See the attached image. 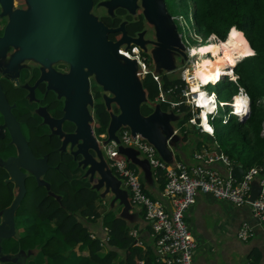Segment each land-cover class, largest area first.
I'll return each instance as SVG.
<instances>
[{"label": "water", "instance_id": "obj_1", "mask_svg": "<svg viewBox=\"0 0 264 264\" xmlns=\"http://www.w3.org/2000/svg\"><path fill=\"white\" fill-rule=\"evenodd\" d=\"M63 6L68 8L69 12H74V16L76 17V26L72 28L71 39L65 44L63 50L68 55V59L72 62L73 66L68 79L80 77L81 80L80 90L73 93L74 98H72V102L68 104L66 102L64 107L65 114L62 120L66 119L72 122L75 130L71 134L60 132V137L63 140L62 148L68 145L69 151L75 157L81 156L77 167L85 170L84 177H88L90 182L96 181L95 184L90 186L92 190L98 191L104 187L102 196L106 193H112L116 199L124 203V208L116 218L130 223V220L133 221V218L129 214L131 208V205L128 203V198H130L129 191L122 188V180L113 174L104 156V146L108 145L111 141L117 144V155L125 156L127 163L130 162L140 168L143 174V187L148 186L149 190L155 192L158 196L157 199L164 204H166L167 200L162 191L156 187L152 166L149 164L147 158L143 157L135 147L125 146L120 143L117 133L121 128L129 130L133 137L138 136L151 144L157 156L169 166H175L174 152L182 156L181 162L189 167L198 164L203 165V163L194 158L191 159L189 156L190 152L195 148V137L189 136V134L182 135L176 130L175 124L183 120L184 113L176 114L170 107L163 110L161 102H149L146 90L142 85V80L138 77L140 69L137 60L121 54L119 47L120 45H125L124 52L129 51L132 46L138 47L143 52L148 51L152 58L153 66H155L156 75H159L163 71L170 78L179 77L176 72L177 68L182 69L187 65L193 73L194 65L189 60V53L180 38L172 15L169 14L166 8L165 0L101 1V6L107 9L108 16L111 18L114 17V10L117 8L124 9L135 17L138 12L141 13L142 11L141 14L144 20L149 25L154 26L155 39L153 40L143 39L145 30L139 33L136 38H132L126 33L125 23H121L117 28H109L103 21L93 18L90 14L92 0H66ZM14 26L13 22H9L5 28L4 35L0 40V52H5L8 45L12 43L15 32ZM110 32H121L122 36L117 41H111L108 39ZM92 34L95 35V38H93ZM148 44L152 45L150 50L146 48ZM82 65L88 66L89 74L88 72H82ZM88 75H93L97 84L102 87V99L110 115L106 128L107 136L101 142L98 141L94 132V116L91 112L93 100L90 92H88ZM161 89L164 90L162 85ZM88 103L89 105H87ZM144 103L152 107V111L148 115L141 113L140 108ZM4 104H6V100L0 91V109L3 111L4 116L10 120ZM112 104L117 108L118 113L112 111ZM225 104H223L224 107ZM239 107L242 111H246V108ZM234 115L240 116V114ZM245 118L244 116L242 120ZM10 123L13 125L12 121ZM8 125L10 126V124ZM195 129L198 131L197 127ZM10 130L11 140L20 150V154L17 157H9L5 161H0V164L9 170L11 181L13 180V176H18L20 185H18V194L11 205L0 212V216H2L0 222V261H12L22 264L26 260L25 258L29 256L30 250L27 253L24 250H20L19 253L14 255L4 254L2 252L1 241L7 239L15 232L14 212L25 192L24 174L16 169V162L23 163L25 157L28 156L31 162H33V166H36L40 160L33 156L19 129V137L12 130L11 126ZM53 132L58 133L57 130H53ZM1 136L2 134L0 133ZM90 151H93L94 154ZM41 161L44 162V159ZM31 170L34 173L33 167H31ZM41 171H36L37 174L35 176L38 183L45 184L40 178L43 174V172L39 174ZM95 172L99 175L96 180H94ZM243 172L244 168L241 164L232 163L231 170L229 171L230 176L240 179ZM46 187L49 188L48 184ZM260 191L261 186L259 182L254 180L251 184L249 200H254ZM18 258H21V261Z\"/></svg>", "mask_w": 264, "mask_h": 264}, {"label": "trees", "instance_id": "obj_2", "mask_svg": "<svg viewBox=\"0 0 264 264\" xmlns=\"http://www.w3.org/2000/svg\"><path fill=\"white\" fill-rule=\"evenodd\" d=\"M189 1L196 33L204 38L215 34L220 39L207 44L216 46L213 51H217L230 68L242 59L233 68L236 79L227 81L223 91L229 98L226 101L236 98V101L246 103L247 99L250 104V112L242 121L231 119L225 124L215 118L213 127L217 143L228 156L231 164H241L244 169L262 165L264 163V0ZM119 12L124 13V9H119ZM113 19L110 20V25H116L119 21V19ZM223 66L224 69H227L225 63ZM161 81L164 90L170 87L177 89L173 99L179 101L178 89L179 86L184 85V82L177 77L169 78L164 74H161ZM142 85L146 90L149 102L155 101L160 94V89L150 73L144 76ZM169 106V103L161 102L163 110L168 109ZM177 108L176 111L184 113L181 123H188L192 116L190 107L181 103L177 105ZM140 109L143 115H148L152 111L151 105L147 103L142 104ZM95 114L98 130L102 131L110 119L104 103L95 106ZM216 121H219L220 124L217 130L215 129ZM71 123L67 125L70 126ZM29 128L32 131L30 145L35 149V152L46 151L48 154L44 157L46 165L43 172L44 179L41 178L45 184L38 183L36 177L30 176L31 187L24 185L26 191L18 204L19 211L25 209L24 201L28 196L29 205H32L35 212L32 221L25 219L26 235L18 240L22 250L38 246L43 254L53 257L57 253V246L74 247L79 245L88 250V259L97 264H160L155 251L154 253L151 250L143 252L141 248L134 245V239L130 236L125 221L113 215L105 220L109 231L107 233L109 238L105 243H101L96 236L94 238L90 236L91 232L84 224L85 221H94L100 217L94 204L97 197L96 191L86 184L75 182L71 174V169L78 166L81 156L75 157L70 151L65 150L66 147L62 148L63 140L60 137V131L54 133L51 127V134L47 138L43 136L38 125L31 124ZM73 132L63 133L71 134ZM3 143L0 138V146H3ZM12 145H15L12 140L6 144L8 147ZM8 150L10 149L8 148ZM116 157L120 158L121 156ZM7 176V173L0 172V209L6 207L13 197L12 181L3 182ZM158 177L162 191L165 184L163 171H158ZM47 184L49 188L46 187ZM144 190L149 194L145 188ZM21 212H28V210L25 209ZM41 226L44 227L43 230H41ZM45 230L50 232L46 240L41 236ZM39 238L42 239L40 242ZM259 259L257 252L255 261L257 262ZM4 264H17V262L5 261Z\"/></svg>", "mask_w": 264, "mask_h": 264}, {"label": "flooded vegetation", "instance_id": "obj_3", "mask_svg": "<svg viewBox=\"0 0 264 264\" xmlns=\"http://www.w3.org/2000/svg\"><path fill=\"white\" fill-rule=\"evenodd\" d=\"M101 1L92 0L90 14L93 18L103 21L109 28H117L121 23H125L126 33L132 38H136L145 30L148 33H144L143 39H155L152 35L154 32L152 29L149 30L140 12L135 17L126 10L120 13L121 8H117L118 10H114L113 18L119 21L116 25H110L112 18L108 17L107 9L101 6ZM65 3L66 0H0V40L9 22L15 25L12 43L8 45L5 52H0V91L6 100L4 107L10 117L8 120L0 109V133L2 134L0 138L4 142L3 146H0V161H5L9 157H17L20 154L17 146H6L12 139L10 126L18 137L20 134L23 136L33 156L40 161L48 152L37 153L30 145L32 131L29 126L31 124L38 125L43 136L47 138L51 134V126L53 130L64 133H70L75 129L73 123L62 120L65 114V104L72 102L73 93L80 90L81 80L80 77L68 79L73 66L63 50L65 44L71 39L72 28L76 26V17L74 12H69L68 8L63 6ZM92 35L95 38V35ZM121 36V32H110L108 39L117 41ZM184 45L187 47L186 44ZM119 49L123 54L125 45H120ZM81 69L83 73H90L88 66L82 65ZM87 87L93 100L91 112L94 116L96 134L98 121L95 106L104 103L102 87L97 84L93 75L87 76ZM112 111L118 113L114 104H112ZM68 123L72 126L67 125ZM98 141H102L100 136ZM5 147L10 150L4 149ZM65 150L69 152L68 145ZM90 152L93 153V151ZM43 163L46 166L45 162ZM31 167H33V162L28 156L25 157L23 163L16 162V169L24 174V185L27 187H31V184L29 185L32 182L30 176H34ZM37 168L40 171L41 168ZM76 168L78 167L71 169L72 176ZM0 172L8 174L3 182L10 180V172L4 165L0 164ZM40 178L44 179L43 174ZM18 185H20L18 176H13L12 200L0 211L11 205L15 197V187L18 188ZM18 211L19 209L14 215L15 221ZM1 246L4 254H13L14 248L7 250L8 247L5 243L3 246L2 241ZM42 254L43 252L40 251V255Z\"/></svg>", "mask_w": 264, "mask_h": 264}, {"label": "built area", "instance_id": "obj_4", "mask_svg": "<svg viewBox=\"0 0 264 264\" xmlns=\"http://www.w3.org/2000/svg\"><path fill=\"white\" fill-rule=\"evenodd\" d=\"M187 34L190 38L196 39L198 44H201L202 41L218 40L214 34H211L204 40L194 30L189 31ZM180 36L183 43L187 45V40H184V34ZM192 47L187 46V50L189 51V59L193 62L196 56H191L190 49ZM139 51L137 47L132 46L126 53L129 57L137 60L140 71L144 75H147L150 71L145 65L144 58L140 55ZM193 63L194 65L196 64L195 62ZM228 70L230 69L227 68ZM151 75L157 81L160 89V94L155 101L167 102L165 92L167 94H174L177 89L170 87L162 90L161 77L154 73ZM193 75L194 73L189 70L181 72L179 78L181 77L184 81V85L179 86L178 89L180 100L178 102H170L171 104H169L171 107H176L181 103L189 106L192 115L188 120L189 123L197 127L198 132L205 133L202 126V114L207 111V105L204 104V97H207V100L213 103L211 105L212 110L208 111L207 114V124L211 131L209 132V136H213V128L209 122L218 117L217 107L221 106L224 109V103L217 101L216 95L213 92L203 89V87H206V84L199 85L198 89L194 90L192 87ZM225 76L227 79L232 80L236 78L232 71L229 74L222 72L220 80L225 79ZM215 83L212 82V84ZM232 102H228L230 110L224 114L227 120L230 115L235 114ZM240 106L245 108L242 104ZM245 112L242 111L243 114ZM241 116L243 115H240L239 118ZM117 134L122 145L135 147L143 157L147 158L152 168L163 171L165 184L162 193L166 197V204L147 194L138 171L130 167L124 158L116 157L117 144L114 141L104 146V153L107 155L111 167L129 191L131 203L140 207L144 219L150 223L151 234L155 240V254L160 264H194L193 258L197 243L186 222V213L195 204L198 193L210 195L217 200L228 202L234 206L249 205L251 214L256 222L264 223V163L244 169L240 179H236L229 174L232 164L228 156L219 147L217 141H212L214 145L210 146L211 141L209 140V147L213 148V154L207 150H202L198 153L194 152L193 155V158L202 162L203 165L198 164L189 167L182 162H177L172 167L157 156L151 144L138 136L133 137L129 130L120 129ZM216 162L221 163L226 168V174L220 173L211 166ZM254 180L259 182L261 191L254 200L250 201L251 184ZM251 234L250 226L245 222L242 223L237 232L238 238L246 240ZM131 235L136 239V244L141 245V241L138 240L137 231H131Z\"/></svg>", "mask_w": 264, "mask_h": 264}, {"label": "crops", "instance_id": "obj_5", "mask_svg": "<svg viewBox=\"0 0 264 264\" xmlns=\"http://www.w3.org/2000/svg\"><path fill=\"white\" fill-rule=\"evenodd\" d=\"M185 124H188L190 127H192L193 131H197L195 127L189 122H178L175 124L177 132L185 135ZM98 128L99 127H97L96 130L97 135L95 134L96 138L99 139L100 136L102 140L105 139L107 136V126L104 127V130L102 131L98 130ZM198 133L206 136L208 139L205 140V137H202L201 139L198 137L195 139V148L190 152L189 155L191 159L193 158L194 152H201V150H199V146L206 145L208 148H210V137H208L205 133ZM204 150H207L211 153L214 152L213 149ZM173 154L174 162H181L182 156L176 154L175 152ZM104 156L113 174L116 175L105 153ZM117 156H121L120 158H124L126 160L125 156L123 155L118 154ZM128 165L138 171L142 184H144L143 174L140 168L130 162ZM211 166L222 174L227 173L226 168L219 162H216ZM152 170L156 180V187L158 190H161L158 182L159 170H155L154 168H152ZM84 173L85 170L76 168L73 172V179L75 182L86 184L88 186L95 184L96 181L90 182L88 177H84ZM98 177V173L95 172L94 180H96ZM121 186L122 188L127 189L123 182ZM145 188L153 198H158L157 194L153 191H150L148 186H145ZM103 192L104 187L96 191L97 197L94 201L96 211L99 213L100 218L94 221L87 220L84 223L91 232L90 236H93L92 238L95 236L98 237L101 243H105L109 238L107 234L109 231L107 225L105 224V220H108L111 215L117 217L124 208V203L121 202V200L116 199L112 193H106L104 196H102L101 194ZM128 203L131 205L129 214L132 216L131 218H133V221L130 220V223H126V221H124L130 236H132L131 231L136 230L138 233V240L141 241V245H137L136 239L132 236L134 239V245L141 248L143 252L151 250L152 253H154L155 240L151 234L150 223L144 219L140 207L131 203L130 198H128ZM186 222L197 243V248L193 258L194 264H264V223L256 222L251 214L249 205L234 206L228 202L217 200L210 195L198 193L195 204L191 206L186 213ZM244 222L250 226L252 232V235L246 241L239 239L237 236L238 228ZM50 224L53 223L50 222ZM56 248V255L50 257V260L47 263H44V261L41 260L38 246L34 248H28L27 251L30 250L29 255L33 256L29 258V263L26 262V259L22 262V264L69 263L70 252L67 250V248L63 246H57ZM81 248L82 247L79 245L73 247L75 251L74 264H97L93 260L88 259V250L82 256L80 254ZM119 252L124 253L123 251ZM257 252L259 253L260 259L256 262L255 260L257 259Z\"/></svg>", "mask_w": 264, "mask_h": 264}, {"label": "rangeland", "instance_id": "obj_6", "mask_svg": "<svg viewBox=\"0 0 264 264\" xmlns=\"http://www.w3.org/2000/svg\"><path fill=\"white\" fill-rule=\"evenodd\" d=\"M165 5H166V8L168 9L169 14L172 15V19L174 21V24L177 26V30L180 31L182 34H184V40H187V46L197 45L198 44L197 40L190 38L188 36V34H187L189 32L190 28H192V21L190 19L191 12H192V8H191L190 1L189 0H165ZM141 13H142V11H141ZM179 15H182V19L180 20L181 25L179 24V21L177 20V16H179ZM144 22L146 23V25H148L149 30L152 29V31L154 32V33H152V35L155 37V29H154V26L153 25H149L145 20H144ZM147 33L148 32H146L145 34H147ZM217 41L218 40H216V42ZM204 43H205L204 41L201 42V44H204ZM215 47L216 46H214V44H209V45H205L203 48H205L210 53L211 51L214 50ZM146 48H147V50H150L152 48V45L150 46V44H148V45H146ZM196 50L199 53V47L196 48ZM196 50H193L192 51V53L194 55L197 54ZM167 51H170V50H167ZM170 52H172V51H170ZM139 53L144 58V63L147 66V68L149 69L150 74H152V73L155 74V66H153V61H152V58L149 55L148 51L147 52H143L141 50V51H139ZM141 53H144V54L142 55ZM174 53H176V52H174ZM212 56L213 55L209 54L206 58H212ZM202 57H204V56L201 55V60H203ZM213 57H215V59H211L212 61L208 59L209 62H212L213 64H211V65L209 64L210 66H208L207 69H206L207 74L203 78L206 81L208 80L209 82L211 81L212 78L214 79V78H216L218 76H221L222 75V70H227L226 68L224 69V66L219 61L218 55H216V53H214V56ZM198 58H199V55H197L196 57H194L193 62L197 63L199 61ZM204 60L207 61V59H204ZM214 63H218V64L215 65ZM236 63L234 64L233 67H235ZM213 65H215V67L212 68ZM185 67H187V68H185ZM185 67H183L182 69L181 68H177L176 69L177 75L180 76L181 75V71H186V70H189L190 71V67H188L187 65H185ZM210 67H211V69H210ZM163 73L164 72L161 71V73L159 74V76L161 77V74H163ZM145 75L143 74L142 71L138 72V77L141 80L144 78ZM192 80H193L192 86L195 89V88H197L196 87L197 85L199 86V82H198V80L195 79V77ZM218 81H216V82H218ZM226 82L227 81H225V79H224V80H221L216 85H208L206 87H203V89H205L207 91H213V92H215L216 93V97H217V101H226V100L229 99L228 96L223 91L224 88H225V86H226ZM156 102H161V101L160 100H157ZM169 107L171 108V110H173V111L175 110L174 112L176 114L179 113V112L176 111V109H178L177 106H176V108L175 107H171V106H169ZM225 113H226V111L223 110V108H219V114H220V116H223ZM218 119L222 123V118H218ZM218 127H220V124H219V121H216L215 122V129L217 130ZM184 130H185L184 132H186V134H189V136H194L195 139L198 138V137L200 139L202 137H205V140L208 139L206 136L199 134L197 131H193L192 130V127H190L188 124L187 125L185 124ZM263 135H264V132H263ZM213 145L214 144L211 141L210 142V146H213ZM204 149L210 150V149H213V148H208L206 145L199 146V150L202 151ZM23 155H24V153H23ZM36 167H40L41 168L40 171L41 170L42 171L39 174H42L43 170L45 169L44 163L41 162V161H39L36 166L35 165L33 166V168H34V174L33 175L34 176L37 174L36 171L39 172L38 168L36 170ZM24 168L26 169V167H24ZM30 184L31 183H29V185ZM17 194H18V188L15 187V197H16ZM29 202H30V200H29V197L27 196L26 200L24 201V204H25V209L28 210V212H21L22 210H25V209H22V210L18 211V215H17L16 221H15V232H14V234L11 235V236H9L5 240H2L3 246H4V243H5V245L8 247L7 250H10V249L12 250L14 248L13 249L14 251H12L13 255L19 253V251L22 250L21 247H17V246H20L18 244V240L20 239V237L26 235V220L25 219H30L31 221L34 219V213L35 212H34V209H33L32 205L31 204L29 205ZM17 210H18V207L16 208V210H15L14 213H16ZM43 229H44V227L41 226V230H43ZM49 234H50V232L45 230L44 232H42V235L41 236H43V238L46 240L49 237ZM40 239L41 238H39V240H38L39 242H40ZM19 248H21V249H19ZM28 248L29 247H27L25 249H28ZM66 248L70 252L69 263H66V264H71V263L74 264V261H75V255H74L75 254V251H74L73 247H66ZM25 249H24V252H25ZM39 251H41L40 248H39ZM39 251H38V253H39ZM85 252H87V249L85 247H82L80 249V254L83 256V254H85ZM26 253H27V250H26ZM32 256L33 255H29L28 257L25 258V259H27L26 260L27 263L30 262L29 258L32 257ZM39 256H41V260L44 261V263H47L50 260V257H48L46 254H44V255L43 254L42 255L39 254ZM0 264H2L1 261H0ZM3 264H4V262H3Z\"/></svg>", "mask_w": 264, "mask_h": 264}, {"label": "bare ground", "instance_id": "obj_7", "mask_svg": "<svg viewBox=\"0 0 264 264\" xmlns=\"http://www.w3.org/2000/svg\"><path fill=\"white\" fill-rule=\"evenodd\" d=\"M182 19V15H179V16H177V20L179 21V24L181 25V22H180V20ZM232 31V30H231ZM230 31V32H231ZM230 32H229V34H228V36L230 35ZM198 34V33H197ZM199 36H202V35H200V34H198ZM205 45H209V44H203V45H198V46H193L191 49H190V51H191V56H197V55H199V61L194 65V77H195V79L196 80H198V82H199V85H205V84H208L209 83V81L207 80H205V79H203L204 78V76H206V74H207V72H206V69H207V67L208 66H210L211 64H213L212 62H209V60H211V59H215V57H212V58H206V56H208L209 54H211V55H213L214 56V53H216V55H218V58H219V61L221 62V64H226V66H227V68H229V69H231L230 68V66L228 65V63L223 59V58H221L220 57V55L218 54V52L217 51H213L212 53H209L205 48H203ZM199 47V53L197 52V50H196V48H198ZM218 48V47H217ZM219 49V48H218ZM120 50V53L122 54V52H121V49H119ZM193 50H196V52H197V54L196 55H194L193 53H192V51ZM202 53L204 54V55H202ZM125 56H127V57H129V55L126 53V52H124L123 53ZM201 55L202 56H204V57H202L203 58V60H201ZM204 59H207V61H205ZM209 59V60H208ZM201 61V62H200ZM212 61V60H211ZM210 64V65H209ZM211 68V67H210ZM222 72L224 73V74H229L231 71L230 70H222ZM193 77V78H194ZM220 77L221 76H218V77H216V78H212L211 79V83L212 82H216V81H218L219 79H220ZM226 79H227V77L225 76V81H226ZM195 84V83H194ZM193 87V86H192ZM197 88H195L194 90H197L198 89V85L196 86ZM173 95L174 94H167L166 92H165V97H166V101L168 102V103H170V102H178L177 100H174L173 99ZM204 104L205 105H207V111L206 112H204L203 114H202V123H203V128H204V131H206V132H211L210 131V127L208 126V124H207V120H208V111H210V110H212V107H211V105H213V103H211L210 101H208L207 100V97H204ZM239 99H241V98H239ZM237 100V99H236ZM236 100H234L233 102H232V104H233V108H234V113L235 114H240L241 112H242V110H241V108L239 107L240 106V104H242V105H247L246 103H244V102H240V101H236ZM241 100H243V99H241ZM171 104V103H170ZM225 104V103H224ZM219 108H222L221 106H218L217 107V113H218V118H222V124H225V123H227L228 122V120L226 119V117H225V115H223V116H220V114H219ZM213 121L214 120H211L209 123H210V125H211V127H213ZM213 129H214V127H213ZM209 152V151H208ZM211 153V152H210ZM211 154H213V153H211ZM205 166V165H204Z\"/></svg>", "mask_w": 264, "mask_h": 264}, {"label": "clouds", "instance_id": "obj_8", "mask_svg": "<svg viewBox=\"0 0 264 264\" xmlns=\"http://www.w3.org/2000/svg\"><path fill=\"white\" fill-rule=\"evenodd\" d=\"M190 19H191V21H192V28H190V30L189 31H192V30H194V32L196 33V29H195V27H194V24H195V22H194V19H193V17H192V12H191V16H190ZM179 34L181 35L182 33L179 31ZM197 34V33H196ZM211 35V34H210ZM209 35V36H210ZM215 35V34H214ZM208 36V37H209ZM216 36V35H215ZM203 37V36H202ZM207 37V38H208ZM217 37V36H216ZM180 38H181V36H180ZM207 38H204L203 37V39L205 40V39H207ZM217 39H218V41L220 40L218 37H217ZM181 40H182V38H181ZM183 42V41H182ZM209 42H216L215 40H211V41H209ZM209 42H205L204 44H207V43H209ZM198 45H203V44H197V45H192V46H198ZM186 50H187V47H186ZM187 52L189 53V51L187 50ZM189 57V56H188ZM207 57V56H206ZM248 57V56H247ZM246 58V57H245ZM244 59V58H243ZM190 60V59H189ZM242 60V59H241ZM240 60V61H241ZM192 62V61H191ZM239 62V61H238ZM237 62V63H238ZM193 63V62H192ZM193 65H194V63H193ZM234 68V67H233ZM233 68H231L230 69V71H232V73L234 74V72H233ZM164 75H166V76H168V74L167 73H163ZM235 75V74H234ZM236 77V76H235ZM170 78V77H169ZM174 78H176V77H174ZM177 78H179V77H177ZM179 79H181V77L179 78ZM236 79V78H235ZM234 79V80H235ZM182 80V79H181ZM224 80V79H223ZM229 80H231V81H234V80H232V79H226V81H229ZM183 81V80H182ZM221 80H219L218 82H216L215 84H212L211 82H209L208 84H206V86H208V85H216V84H218L219 82H220ZM184 82V81H183ZM208 92H213V91H208ZM215 95H216V93L215 92H213ZM217 98V97H216ZM246 99V98H245ZM234 100H236V98H233L231 101H222L223 103H226L225 104V107H224V109L223 110H225L226 111V113L230 110V107H229V105H227L228 104V102H232V101H234ZM246 104L247 105H244L245 106V108H246V113L245 114H243L242 112L240 113V115H243V116H241L240 118H239V116H235V115H230V117H229V119H228V121L229 120H231V119H237V121H242V118L245 116V117H247L248 116V114H249V112H250V104H249V101L246 99ZM227 107V108H226ZM248 110V111H247ZM225 113V114H226ZM216 118H218V117H216ZM244 120V119H243ZM189 122V121H188ZM213 128V127H212ZM205 134L208 136V137H210V141H216V139H215V134H214V129H213V136H209L210 134L208 133V132H206L205 131Z\"/></svg>", "mask_w": 264, "mask_h": 264}]
</instances>
